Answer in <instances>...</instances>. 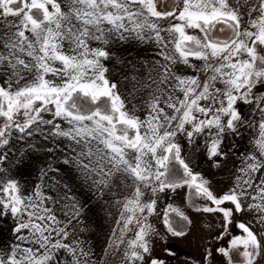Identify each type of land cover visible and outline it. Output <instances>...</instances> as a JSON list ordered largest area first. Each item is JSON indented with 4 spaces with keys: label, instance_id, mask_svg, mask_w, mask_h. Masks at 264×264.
Instances as JSON below:
<instances>
[{
    "label": "snow or ice",
    "instance_id": "6c2138e0",
    "mask_svg": "<svg viewBox=\"0 0 264 264\" xmlns=\"http://www.w3.org/2000/svg\"><path fill=\"white\" fill-rule=\"evenodd\" d=\"M62 2L63 10L60 0H0V18L5 24V30L0 32V147L9 144L13 131L31 136L41 130V126H49L45 139L67 140L64 151L72 155L63 162L75 164L98 191L110 188L117 177L132 181L134 192L122 203L121 212L123 230H128L133 223L138 227L125 253L132 264L136 261L143 264L145 254L150 253L146 240L149 226L143 223L147 217L137 213H151L156 204L155 200L141 202L144 195L141 185L151 188L154 194L185 186L194 188L197 198H205L216 206L206 205L197 211L222 213L225 231L217 239L227 233L233 212L243 210L241 198L247 189L255 188L258 195L251 199L259 201L254 207L264 222V120L259 124L261 133L256 141L259 154L248 158L239 170L241 176L237 177L236 186L220 197L213 194L206 181L198 182L174 142L178 133L193 140L194 134L214 127L217 131L209 151L212 156H218L222 134L229 130L235 132L237 124L242 122L235 107L237 101L256 103L264 117V96L250 95L257 84H264V67L257 68V61L264 65V56L257 53V45L264 46V0H257L249 8L250 21L245 28L241 26V5L234 7L229 0H179L175 8L165 12L156 10L154 0ZM33 10H39L42 19L34 18ZM253 13L259 15L253 18ZM8 17L16 19L9 21ZM169 17L182 23L162 28L158 22ZM217 22L233 29L234 37L230 41L209 39ZM186 28L199 29L203 39L188 35ZM162 31L169 33L168 42L175 45L174 50L183 63H188L189 56L205 61L211 57L219 63L206 64L213 74L203 85L194 78L179 76L170 84L169 68L161 65L159 86L164 87L160 95L151 96L147 117L141 120L124 110V102L116 91L117 84L105 75L107 69L102 59L108 58V51L92 44L107 45L112 39L130 37L140 40L154 37L164 43ZM174 34H178V38ZM185 41L194 42L196 48L186 49ZM244 54L248 59L241 58ZM161 55L166 61L175 62L173 56L164 52ZM216 82L224 87H215ZM177 90L182 98L173 95ZM102 97L107 98V110L102 107L84 109L77 103L80 99L96 104ZM201 100L210 103L202 106ZM166 109H171L172 114ZM45 114H50L51 118L45 119ZM21 115L22 123L16 119ZM186 125H191V130ZM130 130L134 135H129ZM59 149L57 145L49 151ZM173 152L183 172L169 179L168 163ZM5 158L0 155V160ZM253 173L257 174L255 178ZM46 175L47 171H43L42 176ZM50 200L52 197L45 195L40 185L32 194L22 195L19 182L0 179V215L11 214L16 221L13 232L21 242L10 246L7 252L0 251V264H69L58 259L61 249L71 257L70 264H90L88 249L75 240L64 242L69 233L48 206ZM226 202L234 208L220 207ZM71 208L76 211L74 204ZM169 208L188 220L178 208L171 205ZM125 213L130 215L125 216ZM164 224L173 235H185L172 226L167 212ZM237 227L246 235L233 237L229 249L221 247L217 252L232 264L231 250L242 246L244 264H254L260 255L261 242L244 223ZM211 255L206 250V258ZM149 264H164V261L150 257Z\"/></svg>",
    "mask_w": 264,
    "mask_h": 264
},
{
    "label": "crops",
    "instance_id": "0c3cea01",
    "mask_svg": "<svg viewBox=\"0 0 264 264\" xmlns=\"http://www.w3.org/2000/svg\"><path fill=\"white\" fill-rule=\"evenodd\" d=\"M60 2L63 10L62 0ZM229 2L234 7L238 3L241 5V26L242 28L248 27L250 21L249 8L255 5L257 0H229ZM154 3L157 11L165 12L175 8L179 0H154ZM258 15L259 13H253L252 17L255 18ZM7 19L11 21L16 18L8 17ZM158 23L162 28L167 29L171 24L182 22L169 17L160 20ZM4 30L5 24L3 19L0 18V32ZM229 30L230 27L227 24L217 22L211 29V34L214 39L221 41L234 34L232 29L230 36L223 38L222 35ZM185 32L188 35L203 39V33L199 29L186 28ZM214 33L219 35L214 36ZM160 35L163 37L164 43L157 42L154 37L152 39L145 38L144 40L130 37L125 40L112 39L107 45H100L96 42L92 44V47H105L108 51V58L102 59V63L107 69L105 75L110 82L117 84L116 91L124 102V110L135 114L141 120L147 117L151 96L154 93L160 95L161 89L164 87L159 86L161 65H167L169 68L170 84H174L176 82L175 77L179 76L194 78L203 85L213 74L211 70L206 68V64L216 65L219 63L218 60L211 57L208 61H205L189 56L188 63L185 64L179 54L175 52V45L168 42L170 40L169 33L162 31ZM174 35L178 38V34ZM183 46L188 49L196 47L192 41H185ZM259 47L260 53L264 56V46L259 45ZM161 52L173 56L175 62L166 61ZM241 58L248 59L246 54L242 55ZM215 87L223 88L224 85L216 82ZM173 95L182 98V93L178 90ZM209 103L210 101H200L202 106H207ZM166 111L170 115L172 114L171 109H166ZM44 118L50 119L51 116L50 114L45 115ZM226 119L225 117L224 120L226 121ZM63 126L66 127L67 125ZM48 127L41 126V130L33 132L31 136L18 131L12 132L9 144L0 147V155L6 157L0 160V179H13L19 182L22 195L32 194L36 186L40 185L44 194L52 197V200L47 202L48 206L54 210L57 218L62 221V226L69 233L68 239L64 242L71 243L75 240L88 249L90 251V264H132L126 258L125 253L129 251L128 241L135 238L138 227L133 223L128 226V230H123L121 219L122 203L134 192L132 181L124 177H117L113 180L110 188H104L102 192L98 191L97 186L86 179L75 164H65L63 162L65 158L72 155L70 151H64L65 146L69 143L67 140L60 137L45 139ZM186 128L191 130V125H186ZM216 131L217 129L214 127L211 129L205 128L203 132L194 134L193 140H189L183 133H178L174 138V142L180 147L181 157L189 165L193 174L198 171L192 164L195 160L204 164L199 165L200 169H206L205 163L208 162V157L205 152L211 147V140L215 138ZM220 138V146L230 142L224 140L223 134ZM57 145L60 146L59 150L49 151V149H55ZM216 162L217 170L218 156ZM50 168H55L57 171H48ZM43 171H47L46 176H42ZM218 174L219 172H217V178ZM141 191L144 193L141 197L142 203L155 200L156 204L153 212L148 213L145 211V213H137V215L147 217L143 223L149 226L147 228L148 235L146 236L148 246L152 243L159 246L164 237L173 236L164 224L166 209L171 205L172 208H178L182 211L180 207L183 206L184 194L187 204L190 188L185 186L175 190L166 189L164 192L157 191L154 194L151 188H144L141 185ZM73 204L76 206L75 212L71 208ZM65 213H69V215H65ZM127 215H130V213H125V216ZM191 216H187L190 222ZM15 225L16 221L10 213L0 215V251L7 252L10 246L21 243L16 240V234L13 232ZM191 225L190 223V227ZM245 225L262 242L264 222H262L260 229L255 230L251 228L250 224L245 223ZM24 234L27 235V230L24 231ZM23 246L29 245L24 244ZM156 249H152L151 257H154ZM262 249L260 255L257 256V262L261 258ZM57 257L62 262L68 261L70 264L71 257L63 249L58 251ZM135 264H141V262L136 261ZM143 264H145V259Z\"/></svg>",
    "mask_w": 264,
    "mask_h": 264
},
{
    "label": "rangeland",
    "instance_id": "374dc122",
    "mask_svg": "<svg viewBox=\"0 0 264 264\" xmlns=\"http://www.w3.org/2000/svg\"><path fill=\"white\" fill-rule=\"evenodd\" d=\"M231 33L232 28L224 33L222 37L226 38L230 36ZM213 35L217 36L219 34L214 33ZM250 95L253 97L264 96V84H257ZM235 107L240 114L242 122L237 124L235 132L229 130L223 133L224 140L230 142L226 144L224 143L220 146L221 154L218 155V169L216 170L217 156H212L210 154V148L205 152L208 157V162L205 163V170L200 169L199 165H204L202 162L195 160L192 163L196 170L198 169L197 173L195 171V175L198 177V182L200 180L206 181V186L217 197L222 196L236 186L237 177L241 176L239 171L240 168L244 166L249 157L259 154L256 141L261 133L259 124L264 120V117H262L256 103L237 101ZM16 119L19 122H23L22 115L16 117ZM217 172H219L218 178L216 177ZM256 175L257 174L253 173V178H255ZM189 192L187 204L184 194L182 202L183 206H181L180 209L188 217H190L192 213L190 222L192 224L190 227L191 229H188L189 231L187 230L188 232L186 231V234L183 236L168 235V237H164L159 246H156V243H152L155 247L149 245L150 253L146 255L145 264H149L152 249L156 248V253L154 252V257L151 258H158L159 260L164 261V264H213V260L216 258L214 253H212L211 247L217 237L225 231L223 227V216L220 212L205 213L203 211H197L198 208H202L206 205L212 207L216 206L212 205L211 202L205 198H197L195 196V191ZM257 195V189H247L246 195L241 198L243 210L240 212H233L231 220L250 224L253 230L260 229L262 227V222L254 207L259 201L251 199V197ZM248 205H253V207L250 208ZM220 207L234 208L229 202H226ZM262 229H264V227H262ZM236 230L240 231L238 228H236ZM261 244L263 248L261 258H259L260 260L257 262L256 257L254 264H264V238L262 239ZM206 250L212 253L208 258H206ZM169 253L172 254L170 255ZM218 260V264H228L221 258H218Z\"/></svg>",
    "mask_w": 264,
    "mask_h": 264
},
{
    "label": "trees",
    "instance_id": "16d2710c",
    "mask_svg": "<svg viewBox=\"0 0 264 264\" xmlns=\"http://www.w3.org/2000/svg\"><path fill=\"white\" fill-rule=\"evenodd\" d=\"M32 15L34 16V18L36 19H42V13L39 10H33ZM234 37V34H232L229 38L225 39V40H221V41H230L232 38ZM209 39L213 40V41H217L216 39H214V37L212 36L211 32L209 34ZM196 48V47H195ZM194 48V49H195ZM188 49V48H186ZM260 47L259 45H257V53L259 56H263L262 53H260L261 51H259ZM260 67H264V65H261L259 63V61H257V68ZM77 103L81 104L82 108L84 109H94L96 107H102L105 110H107L108 108V102H107V98H101L96 104H92L90 101L88 100H80L77 99ZM118 127H120L118 125ZM129 135H134V132L132 130L129 131ZM168 171H169V179H171L174 176H179L182 174L183 169L181 167V165L179 164L178 161L175 160V156H174V152L173 155L170 157V161L168 163ZM191 192H194V188H190ZM166 212L168 213V218L170 220V222L172 223V226L179 231H183L186 232L189 227H190V220H184L182 217L176 215L175 212H173L171 210V208H167ZM240 222H238L237 220H231V223L228 225V229H227V233L223 236L222 239H216L215 242L212 244L211 250L212 253H214L215 256V260H213V264H218L219 260L218 258L223 259V261L228 263V258L225 257L223 254L217 252V248H225V249H229L231 247L230 241L233 237L236 236H244L246 235L245 233H243L242 229H240V231L236 230L237 225ZM239 229V228H238ZM243 251L242 246L239 248H235L231 250V257H232V264H244V258L241 255ZM241 257V259H240ZM237 258V259H236Z\"/></svg>",
    "mask_w": 264,
    "mask_h": 264
}]
</instances>
